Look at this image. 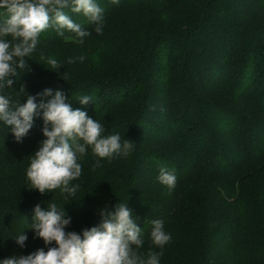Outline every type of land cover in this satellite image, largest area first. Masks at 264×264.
<instances>
[{"label": "trees", "instance_id": "1", "mask_svg": "<svg viewBox=\"0 0 264 264\" xmlns=\"http://www.w3.org/2000/svg\"><path fill=\"white\" fill-rule=\"evenodd\" d=\"M95 2L105 10L102 33L70 3L63 11L91 34L42 32L11 87L0 81V95L16 105L60 90L104 125L103 135L118 133L133 148L102 159L86 146L76 194H41L26 172L46 139L43 110L19 142L0 121V261L57 246L30 229L38 204L64 208L66 231L82 236L102 209L127 203L145 260L155 251L160 264H264V0ZM7 15L0 9V23ZM48 58L60 68H48ZM82 96L92 99L82 104ZM162 166L177 177L171 190L158 180ZM155 219L171 235L163 249L151 239Z\"/></svg>", "mask_w": 264, "mask_h": 264}, {"label": "clouds", "instance_id": "2", "mask_svg": "<svg viewBox=\"0 0 264 264\" xmlns=\"http://www.w3.org/2000/svg\"><path fill=\"white\" fill-rule=\"evenodd\" d=\"M118 4L119 0H112ZM75 13H83L88 23L96 25L95 31L102 33L104 8L95 0H0V9H6L7 17L0 23V81L11 87L13 81L8 77L17 74V66H27L26 57H30L39 43L42 32L55 27L60 36L64 31L73 32L82 39L91 33L80 24L74 22L63 9L69 7ZM11 36L9 41L6 37ZM78 59L82 62L85 57ZM69 60L68 63H74ZM50 69L60 68L55 58H48ZM5 87V83H0ZM39 96L50 99L36 102V96L29 94L26 102L13 105L9 98L0 95V121L11 126V130L19 142L33 126L34 117L43 110V134L46 137L34 153L26 176L31 189L41 194L60 189L62 193L75 195L79 184L71 182L82 175L79 159L91 146L93 153L100 158H111L114 154L127 155L133 148L130 140L121 143L118 133L103 135L105 127L86 111L73 109L67 103L65 94L52 89H45ZM92 98L82 96V104ZM83 141V143H81ZM99 160L94 167H99ZM158 180L170 190L176 185L174 171L161 167ZM102 221L99 225L86 228L83 235L75 231H66L71 218H64V208L56 203L48 204L43 210L36 205L31 228L36 236L42 238L45 245L53 241L45 251L40 248L31 254L11 256L0 261V264H160L162 252L150 251L147 259L141 258L135 248L143 246L141 228L133 219L132 210L127 203H119L116 210H101ZM151 239L154 245L163 249L170 242L171 235L164 230V222L160 219L151 221ZM20 246H24L28 236L24 231L15 237Z\"/></svg>", "mask_w": 264, "mask_h": 264}]
</instances>
